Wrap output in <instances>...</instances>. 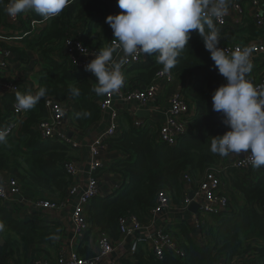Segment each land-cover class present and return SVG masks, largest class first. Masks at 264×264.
Here are the masks:
<instances>
[{
    "label": "trees",
    "instance_id": "16d2710c",
    "mask_svg": "<svg viewBox=\"0 0 264 264\" xmlns=\"http://www.w3.org/2000/svg\"><path fill=\"white\" fill-rule=\"evenodd\" d=\"M7 3L8 0L0 3V26L5 24ZM121 11L113 0H73L59 16L46 20L45 26L35 37L24 38L20 40L21 47L13 48V52L24 61L29 60V52L39 56L42 63L36 74L37 91L41 87L47 91L34 108L26 111L18 137L0 143V173L9 172L34 192L46 193L55 198L65 195L71 178L64 172L62 165L67 160H73L72 150L50 141H41L34 126L47 114L44 106L47 98L69 104L76 128L80 131L99 122L101 112L97 102L101 95L94 91L96 79L83 71L74 75L73 66L64 54V45L72 36V31L76 30L86 47L101 49L109 46L116 39L105 19ZM28 15L35 20H43L34 12ZM219 32V44L229 40ZM241 32H246L248 37L258 34L251 24ZM206 51L200 35L192 31L176 66L169 72L177 76L183 74L189 79L181 91L195 105V115L190 120L195 135L180 140L175 147L156 144L155 133L151 128L136 130L127 117L129 127H122V134L118 138L107 141L110 149L122 154V158L108 168L118 176L121 188L106 200L93 202L88 208V215L92 226L112 239L118 238V220L121 217L134 214L143 220L154 206L160 190L168 191L173 202L178 204L184 191L180 183L181 175L188 172L196 176L219 162V155L210 151V144L213 137L221 134L219 128L222 122L214 116L210 102L215 89L225 80L217 69L211 67V58ZM154 55H148L146 61L130 68L126 72L130 77L127 80L124 74V83L133 87L148 85L155 73L163 69ZM73 88L79 89L78 95L73 94ZM14 103L16 94L3 97L0 116H9ZM252 175L251 181L254 182L248 187L243 179L232 182L244 205L237 208L230 203L227 211L214 217L216 226L207 231L210 238L207 246L195 245L188 236L186 224L180 225V231L174 232V235L182 234L187 240L183 259L165 256L162 260H154L140 250L134 255L137 264H216L222 256L231 260L249 255L257 257L264 264V220L249 207L264 198V168ZM0 223L4 225L0 231L4 238V244L0 246V264H6V258L19 250L24 254L36 245L52 246L53 235L58 230L56 225H37L28 218L15 219L2 206Z\"/></svg>",
    "mask_w": 264,
    "mask_h": 264
},
{
    "label": "built area",
    "instance_id": "2783aa9c",
    "mask_svg": "<svg viewBox=\"0 0 264 264\" xmlns=\"http://www.w3.org/2000/svg\"><path fill=\"white\" fill-rule=\"evenodd\" d=\"M113 1L117 3V0ZM229 8L230 20L226 19V14L219 18L211 17L219 31H226L232 27H247L249 23L245 20L249 17L251 25L258 34L250 37L245 35L242 41L231 42L228 40L218 46L225 49L227 55H231L237 49H249L252 69L246 74V79L264 91V0H231ZM28 14L29 12L10 17L6 12L5 24L0 26V102L3 97L8 95L34 94L37 91V86L29 84L27 81L32 82L28 76L33 77L37 74L41 61L38 60L31 66L33 59L31 61L29 58L28 61H24L13 52V48L17 47L16 44L20 43V40L35 37L45 26L46 20H35ZM26 21L27 23H25ZM79 36L78 31H72V36L65 41L64 54L73 66L74 75L83 71L96 79L90 71L85 69L86 64L104 48L116 45L117 41L113 40L109 46H104L101 49L90 48L82 43ZM121 52L122 49L117 48L113 53V60ZM206 53L210 57V53L208 51ZM147 56L142 54L126 56L123 54L118 61L122 63L123 75L130 68L146 61ZM254 58L259 59L256 61ZM211 67L216 69L212 59ZM18 68L26 71L27 76L14 74L13 72ZM162 70L156 72L151 82L146 86L133 87L124 83L117 93L101 95L97 104L101 115H107L106 127L87 146V172L83 182L79 181L80 171L74 160H67L63 163L62 169L71 178V184L63 197L48 199L37 196L25 197L23 195L24 186L16 177L7 171L0 173V206L11 214L24 210L23 217L37 224L41 218L36 222L33 218L34 212L42 211L48 216L69 212L68 222L71 233L69 244L60 247L53 259L34 257L29 259L28 264H137L134 255L140 250L145 256H151L154 260H162L165 256L177 260L183 259L188 244L182 234L174 235V232L180 231L179 226L182 223L187 224L188 236L191 241L199 247L207 246L210 240L207 231L210 227L216 226L214 217L224 213L230 207L232 182L241 179L244 174L251 173L250 175H252L264 168L252 167L248 162V154L219 156V162L202 173L193 176L185 172L181 175L180 183L183 185L184 191L178 204L173 202L168 191L160 190L156 195L154 206L149 209L143 220L134 214L121 217L118 220L117 239H112L107 233L93 227L89 219L88 208L93 202L106 200L121 188L120 180H116L115 184L110 187L111 192L106 193L100 186L99 175L104 169L102 151L107 149L108 140L116 139L122 134L123 115H127L131 119L132 126L136 130L151 128L155 133L156 144L175 147L180 140L195 135V131L190 126V120L195 115V105L184 97L182 91L178 90L168 98V106L163 112L162 122L150 118V105H153L158 99H163L166 89L173 80L183 76V74L177 76L170 73L162 75ZM184 77L186 78V76ZM126 105L132 107L124 110ZM210 105L212 107V101ZM44 106L47 114L34 126V131L38 133L39 139L73 150L77 145L71 134L77 128L72 107L69 104L55 101L53 98H47ZM138 111H147L148 117H136ZM213 114L221 122L224 120L222 113L213 111ZM25 115L26 111H18L16 103H14L9 116H0V128L8 130L6 139L18 137ZM219 130L222 135L228 129L222 122ZM113 163L108 164L110 166ZM247 175L242 177L243 180H246L244 183L246 187L254 182L251 181L253 177H246ZM189 193L192 194L191 198L188 196ZM21 196L25 198L19 199ZM192 203L197 205L194 213L188 210ZM25 207H28L29 210H26ZM249 207L260 214L264 220V198L260 202L256 201L250 204ZM169 210L188 212L189 220L171 222L172 220L168 217L164 218ZM48 218L43 220L46 225L53 223H50ZM157 221H160L158 226H156ZM54 223L59 224V220L55 219ZM239 258L235 257L229 260L222 256L216 264H262L257 257L252 255L246 256L247 261L244 262L238 260ZM12 264L16 263L12 262Z\"/></svg>",
    "mask_w": 264,
    "mask_h": 264
},
{
    "label": "clouds",
    "instance_id": "9594fccd",
    "mask_svg": "<svg viewBox=\"0 0 264 264\" xmlns=\"http://www.w3.org/2000/svg\"><path fill=\"white\" fill-rule=\"evenodd\" d=\"M226 0H117L122 10L108 15L117 41L104 48L85 66L96 78L97 95L117 93L124 84L122 63L113 60L117 48L126 56L155 54L157 63L163 65L162 75L177 64L180 53L186 48L192 31L203 40L219 74L225 83L212 94V109L222 113L227 131L213 137L210 151L221 157L230 154H248L254 168L264 167V91L246 79L252 69L249 49H237L227 55L219 47L220 32L211 17L226 14ZM3 3V0H0ZM73 0H8L5 11L10 17L34 12L44 20L59 16ZM211 5V8H210ZM82 50V48H81ZM87 54V53H85ZM39 88L34 94H16V109L28 111L46 95ZM74 95L79 89L73 88ZM8 130L0 128V143L6 142ZM4 228L0 223V231Z\"/></svg>",
    "mask_w": 264,
    "mask_h": 264
},
{
    "label": "crops",
    "instance_id": "0c3cea01",
    "mask_svg": "<svg viewBox=\"0 0 264 264\" xmlns=\"http://www.w3.org/2000/svg\"><path fill=\"white\" fill-rule=\"evenodd\" d=\"M230 3H231V0H226L225 2V6L227 8L226 19L228 20L231 19L228 15L230 11V8H229ZM245 22L249 23V25L252 23L249 17L247 18V20H245ZM235 28L232 27L229 30L221 32L223 35H226V37H224L226 40L229 39V41L232 42V41H240L241 38L242 39L245 38L246 32H241V31H244L246 29V26L245 27H235ZM16 45L17 47H21V43H18ZM123 54L124 53L122 51L121 54L114 61L118 62L121 59V56ZM28 57L31 59V61L32 59L34 60L31 66L36 64L38 60L40 59L39 56L31 52L28 53ZM254 59L258 61L259 58H254ZM13 73L22 74V75L27 76V72L24 71L23 69L20 70L19 68L15 70V72ZM125 77L128 80L130 76L126 74ZM28 79L32 80V82L27 81L29 84H34L38 86L37 79L36 81L33 80V77H30V75L28 76ZM188 83H189V79L187 77L185 78L184 76H182L181 78L180 77L175 78L172 84L166 89L163 99H158L153 105H150V108H151L150 118H154V119H157L159 122H162L164 119L163 112L168 106L167 104L168 98L174 95L176 91L178 90L181 91L182 87ZM190 84H193V83H190ZM131 107L132 106L126 105L124 110H127ZM153 109H154V112H152ZM146 117H148V115H146ZM106 120H107V115L106 114L101 115V119L96 124L92 125L91 127H89L88 129L84 131H80L79 129H77L71 134V136L73 137L77 145V147H75L71 151V157L73 158V160L76 162V164L79 167V171H80L79 181L81 182L84 181V176H85V173L87 172V151H88L87 146L89 145L90 141H92L93 138L98 136L105 129ZM127 121H128L127 115L126 116L123 115V120H122L123 129H127L129 127V124ZM121 158H122V154L118 152L117 150L110 149L108 145H107V149L105 151H102V160L104 162V169L102 170V172H100L99 181H100L101 188L104 189L105 192L108 194L110 191V187H112L115 184L116 180H119L116 174H113L108 170L109 168L108 163L117 161ZM23 195L25 197L37 196V197H41L44 199H48L46 198V196L50 198H55L54 196H51L46 193L34 192L31 188L27 186L23 187ZM24 196H21V198L19 199L23 200L25 198ZM25 209L29 210L28 207H25ZM23 214H24V210L12 212V216L15 219H24ZM33 215H34L33 218L35 219L36 222H38L39 218H41L40 221L37 223V225H44L43 220L46 217H49L48 221L50 223L53 222L50 224V226H53V225L57 226L58 228L57 233H54L53 238H52L53 245L52 246L45 245V244L36 245L32 247L31 249L27 250L26 252H24V254L21 252V250H19V252H16L10 255L8 258H6V264H12V262L13 263L15 262L16 264H28L29 259H33L34 257L53 259L54 257H56V253L60 249V247H65L69 244V239L71 237V233L69 231V222H68L69 212L68 213L62 212L59 215L48 216L47 213L38 211V212H34ZM189 216L190 215L188 212L183 213V212H177L175 210H169L165 214L164 218L168 217L170 220H172L171 222L183 221V220L188 221ZM55 219L59 220V224L54 223ZM158 225H160V221H157L156 226ZM181 225H185V223H182ZM3 244L4 242H2L0 246H2Z\"/></svg>",
    "mask_w": 264,
    "mask_h": 264
},
{
    "label": "rangeland",
    "instance_id": "374dc122",
    "mask_svg": "<svg viewBox=\"0 0 264 264\" xmlns=\"http://www.w3.org/2000/svg\"><path fill=\"white\" fill-rule=\"evenodd\" d=\"M33 80L36 81V75L33 76ZM245 175H247V174H244L243 176H245ZM242 177L240 179L241 181H242ZM251 177H254V175H251ZM230 192H231V194H230V202H231V204L234 205L237 208H239L240 206H243L242 198L239 195V193L237 192V189L235 188V184L234 183H232V186L230 188ZM46 198H50V197L46 196ZM3 240H4V238L0 235V244H2ZM254 246L255 245H253V247ZM238 260L244 262V261H247V258L243 257V258H239Z\"/></svg>",
    "mask_w": 264,
    "mask_h": 264
},
{
    "label": "water",
    "instance_id": "95a60500",
    "mask_svg": "<svg viewBox=\"0 0 264 264\" xmlns=\"http://www.w3.org/2000/svg\"><path fill=\"white\" fill-rule=\"evenodd\" d=\"M146 115H148V112H147V111H138V112L136 113V116H137L138 118H144V117H146ZM188 196L191 198V197H192V194L189 193ZM196 209H197V205H196L195 203H192V204L189 206V208H188V210H189L190 212H192V213L196 212Z\"/></svg>",
    "mask_w": 264,
    "mask_h": 264
},
{
    "label": "bare ground",
    "instance_id": "6f19581e",
    "mask_svg": "<svg viewBox=\"0 0 264 264\" xmlns=\"http://www.w3.org/2000/svg\"><path fill=\"white\" fill-rule=\"evenodd\" d=\"M210 229V228H209ZM138 253V252H137Z\"/></svg>",
    "mask_w": 264,
    "mask_h": 264
}]
</instances>
